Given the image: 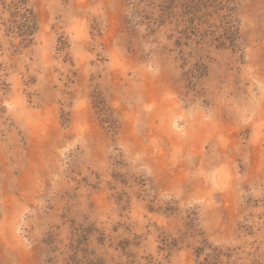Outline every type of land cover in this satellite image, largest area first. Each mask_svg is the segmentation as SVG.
Returning a JSON list of instances; mask_svg holds the SVG:
<instances>
[{
	"label": "rangeland",
	"instance_id": "374dc122",
	"mask_svg": "<svg viewBox=\"0 0 264 264\" xmlns=\"http://www.w3.org/2000/svg\"><path fill=\"white\" fill-rule=\"evenodd\" d=\"M0 0V264H264V0Z\"/></svg>",
	"mask_w": 264,
	"mask_h": 264
},
{
	"label": "trees",
	"instance_id": "16d2710c",
	"mask_svg": "<svg viewBox=\"0 0 264 264\" xmlns=\"http://www.w3.org/2000/svg\"><path fill=\"white\" fill-rule=\"evenodd\" d=\"M23 6L24 3L21 0H18L13 5V10H15V13H20L19 11L23 10V13H21L20 16L23 22L21 23V25H19V27L16 28L21 32L20 35L22 36V38H24L23 40L29 42V38L34 33L36 27L33 16L31 15V13H29L28 9L24 8Z\"/></svg>",
	"mask_w": 264,
	"mask_h": 264
}]
</instances>
